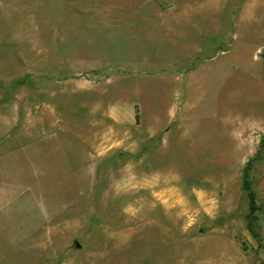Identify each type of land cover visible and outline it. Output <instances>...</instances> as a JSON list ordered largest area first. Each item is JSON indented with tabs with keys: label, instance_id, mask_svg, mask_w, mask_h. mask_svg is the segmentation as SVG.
I'll return each mask as SVG.
<instances>
[{
	"label": "rangeland",
	"instance_id": "374dc122",
	"mask_svg": "<svg viewBox=\"0 0 264 264\" xmlns=\"http://www.w3.org/2000/svg\"><path fill=\"white\" fill-rule=\"evenodd\" d=\"M0 264H264V0H0Z\"/></svg>",
	"mask_w": 264,
	"mask_h": 264
},
{
	"label": "trees",
	"instance_id": "16d2710c",
	"mask_svg": "<svg viewBox=\"0 0 264 264\" xmlns=\"http://www.w3.org/2000/svg\"><path fill=\"white\" fill-rule=\"evenodd\" d=\"M248 171V169L246 170ZM245 189L248 191V196H249V204H250V215L248 216V231L253 235V237H257L256 229H255V224H254V219L251 218V214L254 211V206H255V195L251 190V187L249 183L245 185Z\"/></svg>",
	"mask_w": 264,
	"mask_h": 264
}]
</instances>
